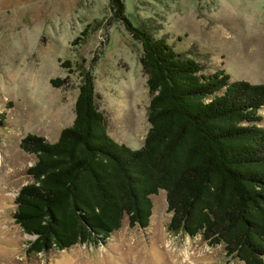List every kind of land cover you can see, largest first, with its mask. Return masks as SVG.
<instances>
[{"label":"trees","instance_id":"16d2710c","mask_svg":"<svg viewBox=\"0 0 264 264\" xmlns=\"http://www.w3.org/2000/svg\"><path fill=\"white\" fill-rule=\"evenodd\" d=\"M108 4L111 21L142 48L149 129L137 150L115 142L97 108L93 76L82 73L73 121L57 141L28 134L19 143L36 157L13 214L32 237L27 253L103 245L124 217L145 229L151 197L163 191L169 233L200 235L211 247L222 245L227 258L264 264V84L231 80L222 69L208 73L166 37L134 26L123 0Z\"/></svg>","mask_w":264,"mask_h":264},{"label":"rangeland","instance_id":"374dc122","mask_svg":"<svg viewBox=\"0 0 264 264\" xmlns=\"http://www.w3.org/2000/svg\"><path fill=\"white\" fill-rule=\"evenodd\" d=\"M123 2L134 26L166 37L208 73L222 69L231 80L264 84V0ZM111 19L108 0H0V264H243L200 235L169 233L163 191L151 197L145 229L129 227L124 217L103 245L27 253L32 237L13 214L36 157L19 143L28 134L57 141L73 121L82 73L93 76L95 102L115 142L137 150L149 129L141 45ZM260 115L264 127V108Z\"/></svg>","mask_w":264,"mask_h":264}]
</instances>
